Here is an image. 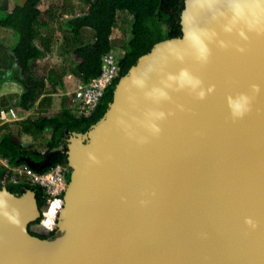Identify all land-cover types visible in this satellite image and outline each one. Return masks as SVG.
<instances>
[{
	"label": "water",
	"instance_id": "water-1",
	"mask_svg": "<svg viewBox=\"0 0 264 264\" xmlns=\"http://www.w3.org/2000/svg\"><path fill=\"white\" fill-rule=\"evenodd\" d=\"M184 5L69 137L58 236L30 234L35 191L0 189V264H264V0Z\"/></svg>",
	"mask_w": 264,
	"mask_h": 264
},
{
	"label": "trees",
	"instance_id": "trees-1",
	"mask_svg": "<svg viewBox=\"0 0 264 264\" xmlns=\"http://www.w3.org/2000/svg\"><path fill=\"white\" fill-rule=\"evenodd\" d=\"M73 1L75 5L67 12L63 0H0V32L14 39L13 44H8L0 34V73L3 72L0 85L3 82L19 85L21 94L16 97V106L32 112L26 120L0 126V160H5L11 168L28 166L46 172L58 164L68 165V138L72 133L88 132L106 113L119 79L90 115L77 116L69 98L63 99L60 111H53V95L63 87L67 71L71 70L87 84L100 75L103 57L119 49L123 52L119 61L121 78L156 44L182 35L180 16L185 0ZM120 12L132 17V25L128 35H124L127 38L116 43L114 30ZM59 40L63 56L70 58L62 62L64 70L55 75L60 68L45 60ZM23 136L33 138L34 144L24 143ZM39 141L45 143V151L39 150ZM45 163L48 167L40 170ZM5 173L6 168L0 162V189L4 187ZM5 187L18 196L33 190L39 208L46 204L39 188L21 184ZM54 211L47 208L29 226L30 234L40 239H55L58 229L54 228Z\"/></svg>",
	"mask_w": 264,
	"mask_h": 264
},
{
	"label": "built area",
	"instance_id": "built-area-1",
	"mask_svg": "<svg viewBox=\"0 0 264 264\" xmlns=\"http://www.w3.org/2000/svg\"><path fill=\"white\" fill-rule=\"evenodd\" d=\"M120 57L114 51L104 56L100 75L87 84L81 83L77 86L71 95L72 104L78 107L77 116L95 112L106 92L113 87L117 79H120ZM18 121L19 117L15 109L0 110V126ZM2 164L6 168L3 186L21 184L39 188L43 191L45 206L47 208L56 206L59 214L70 181L71 171L68 165L58 164L46 172H37L28 166L11 168L6 161H2Z\"/></svg>",
	"mask_w": 264,
	"mask_h": 264
},
{
	"label": "rangeland",
	"instance_id": "rangeland-1",
	"mask_svg": "<svg viewBox=\"0 0 264 264\" xmlns=\"http://www.w3.org/2000/svg\"><path fill=\"white\" fill-rule=\"evenodd\" d=\"M64 2H65V6H64ZM72 5L73 6L75 5L73 0H63V6H64L63 8H64L65 11L68 12L72 8ZM131 25H132V17L126 12H120L118 14L117 24H116L115 30H114V39L116 40V43L117 42L119 43V41L124 40L125 38H127V37L124 38V35H126V36L128 35V33L131 30ZM0 34H1V37L4 35V37L7 40L6 42L8 44H11V43L13 44L14 43V39L11 40V36L10 35H6V33H4V31L3 32L1 31ZM60 49L61 48L58 49V52L60 54H58V52L54 51L55 54L53 53V56L51 57L55 61V63H51V64L53 66H55V67L57 66L58 68H60V70H58V71L56 70L55 71V75H59L61 70H64L63 67L61 66V64H62V62H65V61L69 60V58H70V55H69V56H67V59H65L64 57H66V56H63L62 51H60ZM114 52L116 54L120 55V56L123 55L122 50L115 49ZM1 75L2 74L0 73V77H1ZM2 89L6 90V95H0V108H1V106L2 107L4 106V107H7V108L15 109L17 111L19 120L20 119L24 120V119H27L28 116L29 117L32 116V114H31L32 112L31 113L25 112V111L21 110L19 107L16 106V99H17L16 96L17 95L15 94V91H14L15 89H14L13 86L5 87V88H2ZM74 89H75V83H73V84L69 83V80H67V85L64 86L62 88V90H60L59 94H57V96H55L53 98L54 99L53 111L54 110H56V111H60L61 110V102L63 101L64 98H66L65 96H67V98H70L71 94L74 92ZM63 94H66V95H63ZM71 106H72L73 112L75 114H77L78 113V107L75 106L72 103H71ZM22 141L24 143H26V144H29V143H33L34 144V139L31 138L30 136H23L22 137ZM38 148H39L40 151H45V149H47L45 147V143H42V142L40 143V141L38 143Z\"/></svg>",
	"mask_w": 264,
	"mask_h": 264
},
{
	"label": "crops",
	"instance_id": "crops-1",
	"mask_svg": "<svg viewBox=\"0 0 264 264\" xmlns=\"http://www.w3.org/2000/svg\"><path fill=\"white\" fill-rule=\"evenodd\" d=\"M41 10H42V7H41ZM13 39V37H11V40ZM10 40V41H11ZM12 44V43H11ZM61 45H62V41L61 40H59L57 43H56V45H55V49L53 50V52H52V54L50 55V56H48L47 58H46V60H45V62L46 63H55V61H54V59H52L51 57L53 56V53H54V51H56V52H58V49L61 47ZM55 54V53H54ZM58 54H60L59 52H58ZM66 57H64L65 59H67V55H65ZM68 61V60H67ZM53 66V65H52ZM51 66V67H52ZM1 73H3L2 71H1ZM67 80H69V83H75V89H74V91L76 90V88H77V86L79 85V84H81L82 82L80 81V78L78 77V76H76V75H74L73 73H72V71L71 70H69V71H67L65 74H64V76H63V87L64 86H66L67 85ZM2 86V87H1ZM10 86H13L14 87V91H15V94L17 95L16 97H18L20 94H21V87L19 86V85H17V84H14V83H7V82H3L1 85H0V95H6V90L5 89H2V88H5V87H10ZM62 87V88H63ZM62 88L60 89V88H58L57 90H58V94H59V92H60V90H62ZM63 95H66V94H63ZM72 95V94H71ZM55 96H57V94H54L53 95V98L55 97ZM66 98H67V96H65ZM72 98V96L69 98V99H71ZM0 109H2V108H0ZM29 113H31V111L29 112ZM32 114V113H31ZM30 114V115H31ZM27 118H29V116L27 117ZM24 120H26V119H24ZM19 121H22L21 119L19 120ZM11 124V123H10ZM2 161H5V160H0V162H1V164H2ZM3 165V164H2Z\"/></svg>",
	"mask_w": 264,
	"mask_h": 264
},
{
	"label": "clouds",
	"instance_id": "clouds-1",
	"mask_svg": "<svg viewBox=\"0 0 264 264\" xmlns=\"http://www.w3.org/2000/svg\"><path fill=\"white\" fill-rule=\"evenodd\" d=\"M254 88H257V86H253ZM203 93H201V96ZM249 103V98L247 96H241L238 100L236 101H230V106L233 109V114L235 116H241L243 115L244 111H246V106ZM247 223L252 224L251 220H248Z\"/></svg>",
	"mask_w": 264,
	"mask_h": 264
},
{
	"label": "flooded vegetation",
	"instance_id": "flooded-vegetation-1",
	"mask_svg": "<svg viewBox=\"0 0 264 264\" xmlns=\"http://www.w3.org/2000/svg\"><path fill=\"white\" fill-rule=\"evenodd\" d=\"M68 139H69V138H68ZM67 145H68V140H67ZM67 145H66V146H67ZM62 148H63L62 146H61V147H59V150H60V149H62ZM45 164H47V163H45ZM43 165H44V164H43ZM43 165H42V166H43ZM42 166H41V167H42ZM54 210H55V209H54ZM56 213H57V210H56V211H54V218H53V222L55 221V219H56V217H57V214H56ZM58 234H59V232H58V233H56V235H58Z\"/></svg>",
	"mask_w": 264,
	"mask_h": 264
},
{
	"label": "bare ground",
	"instance_id": "bare-ground-1",
	"mask_svg": "<svg viewBox=\"0 0 264 264\" xmlns=\"http://www.w3.org/2000/svg\"><path fill=\"white\" fill-rule=\"evenodd\" d=\"M50 208L56 210V206H53V207H50ZM57 212H58V211H57ZM57 217H58V216H57ZM57 217H56L55 221L53 222V223H54V228H56V229H57V227H56V224H57Z\"/></svg>",
	"mask_w": 264,
	"mask_h": 264
}]
</instances>
